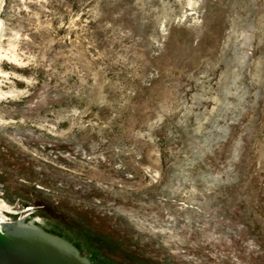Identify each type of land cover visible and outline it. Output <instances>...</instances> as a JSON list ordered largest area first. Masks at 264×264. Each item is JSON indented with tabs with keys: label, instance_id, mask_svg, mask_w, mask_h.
Listing matches in <instances>:
<instances>
[{
	"label": "rangeland",
	"instance_id": "obj_1",
	"mask_svg": "<svg viewBox=\"0 0 264 264\" xmlns=\"http://www.w3.org/2000/svg\"><path fill=\"white\" fill-rule=\"evenodd\" d=\"M0 22L5 214L145 264H264V0H3Z\"/></svg>",
	"mask_w": 264,
	"mask_h": 264
},
{
	"label": "water",
	"instance_id": "obj_2",
	"mask_svg": "<svg viewBox=\"0 0 264 264\" xmlns=\"http://www.w3.org/2000/svg\"><path fill=\"white\" fill-rule=\"evenodd\" d=\"M5 215L12 219L0 221V264H100L101 255L145 264L41 209Z\"/></svg>",
	"mask_w": 264,
	"mask_h": 264
},
{
	"label": "bare ground",
	"instance_id": "obj_3",
	"mask_svg": "<svg viewBox=\"0 0 264 264\" xmlns=\"http://www.w3.org/2000/svg\"><path fill=\"white\" fill-rule=\"evenodd\" d=\"M2 2H3V0H1L0 8H1V5H2ZM1 32H2V25H1V22H0V42H1ZM1 55L2 54L0 53V56ZM7 210L9 211V208L4 203H2L0 201V221L2 223L6 222V219H5V216H4V212L7 211Z\"/></svg>",
	"mask_w": 264,
	"mask_h": 264
}]
</instances>
